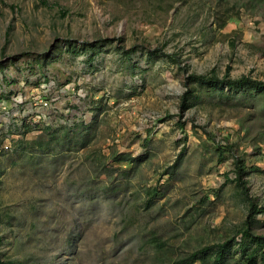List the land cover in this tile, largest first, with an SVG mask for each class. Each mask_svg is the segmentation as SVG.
Wrapping results in <instances>:
<instances>
[{"label": "rangeland", "instance_id": "374dc122", "mask_svg": "<svg viewBox=\"0 0 264 264\" xmlns=\"http://www.w3.org/2000/svg\"><path fill=\"white\" fill-rule=\"evenodd\" d=\"M154 48L195 73L264 80V0H0L4 258L172 264L233 237L224 264H244L247 202L231 179L239 157L264 206V94L195 84L179 116L184 73ZM41 92L52 122L26 128L14 99Z\"/></svg>", "mask_w": 264, "mask_h": 264}, {"label": "trees", "instance_id": "16d2710c", "mask_svg": "<svg viewBox=\"0 0 264 264\" xmlns=\"http://www.w3.org/2000/svg\"><path fill=\"white\" fill-rule=\"evenodd\" d=\"M234 14H224L219 22L220 27H224L227 22L231 19H234ZM131 51L127 49L125 52ZM149 53H161L167 57L172 58L177 62L178 68L184 73V91L179 97V116L184 114V112L190 108L193 103V100L198 98L196 93L195 84L201 85H210L214 87H228L229 89H249L251 92L257 94H264V80L253 78L250 75L242 74L239 77H231L229 74L230 67L227 66L225 73L222 76H219L214 70H211L208 73H195L189 71L188 64H181L179 59L173 58L170 54L161 51L158 48L148 50ZM179 125L182 126L183 122L180 121ZM81 134L78 136L80 137ZM85 146V142L80 143V147ZM185 147L179 151L177 159L174 164L171 166L175 168L179 163ZM138 157H128L126 154L118 153L112 157L114 162H134ZM234 177L231 179L236 186L241 189V194L244 197V200L247 202V214L245 220L241 226V229L238 230L239 233L244 237L245 242L241 244L242 252L245 250L243 247H248L249 244L252 246L251 250L244 257V264H264V234L256 233L253 230V225L255 223V215L258 213L264 212V206H258V203L253 200L249 195L247 188V181L245 176L247 174L245 170V165L241 158L236 157L234 160ZM227 175V174H226ZM226 180L230 181V178L226 176ZM234 238L230 237L223 242H218L212 245L204 246L200 249L193 251L188 255L186 259L175 260L172 264H224V261L227 258V254L232 249V244ZM2 243V238L0 236V244ZM198 261V262H197ZM0 264H14L12 260L6 259L3 257V254L0 252Z\"/></svg>", "mask_w": 264, "mask_h": 264}, {"label": "built area", "instance_id": "2783aa9c", "mask_svg": "<svg viewBox=\"0 0 264 264\" xmlns=\"http://www.w3.org/2000/svg\"><path fill=\"white\" fill-rule=\"evenodd\" d=\"M16 110L21 113L23 117L22 125H26L28 128L34 123H42L43 125L50 124L51 116L50 113L56 111L57 105L52 104L51 99L47 98L46 95L41 93L26 94L22 99H14ZM10 148L9 143H4L3 149L7 150Z\"/></svg>", "mask_w": 264, "mask_h": 264}]
</instances>
